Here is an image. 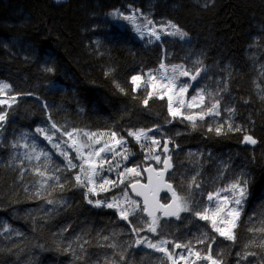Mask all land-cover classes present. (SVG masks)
I'll return each instance as SVG.
<instances>
[{
	"label": "trees",
	"instance_id": "obj_1",
	"mask_svg": "<svg viewBox=\"0 0 264 264\" xmlns=\"http://www.w3.org/2000/svg\"><path fill=\"white\" fill-rule=\"evenodd\" d=\"M128 6L149 11L155 21L175 23L190 41L167 37L148 44L130 27L107 19L110 11ZM197 61L208 66L202 80L215 88L222 110L234 109L231 123L242 131H228L224 123L217 135L208 131L217 127L210 118L193 128L169 114L167 98L154 96L145 106L148 86L133 91L134 75L162 62L197 68ZM0 80L18 95L3 107L7 120L0 128V264H171L163 253L135 241L166 239L171 248L190 242L206 254L207 244L198 242L204 233L216 237L212 255L219 253L223 264H264V232L259 231L264 228V0H0ZM53 122L64 132L119 135L160 126L173 162L168 180L181 191V184L186 189L196 177L200 188L193 186L190 205L196 210L231 174L234 180L243 174L249 192L235 243L192 212L180 213V219L159 214L156 234L147 231L144 221L150 218L138 212L129 217L144 228L137 235L115 209L92 206L75 185L76 169L40 139L32 150L35 129L57 133ZM245 134L257 143L243 142ZM40 151L48 157L36 160ZM135 154L130 164L143 166L144 172L137 145ZM170 198L161 195L163 202ZM249 252L256 255L242 258Z\"/></svg>",
	"mask_w": 264,
	"mask_h": 264
},
{
	"label": "snow or ice",
	"instance_id": "obj_2",
	"mask_svg": "<svg viewBox=\"0 0 264 264\" xmlns=\"http://www.w3.org/2000/svg\"><path fill=\"white\" fill-rule=\"evenodd\" d=\"M139 10H134L132 15H124L123 13L119 12V10L114 11L111 13V15L115 17H121L124 20H129L135 25V30L141 35V37L144 36V31L141 30V26L139 24H136V12ZM143 16V14H140ZM143 19L145 21L143 28L147 30V34L150 36H154L156 40L161 39L160 32H158L154 26V23L151 19H149L147 16H143ZM149 25H153V27L149 28ZM166 28H171L173 31L167 32V35L172 36H179L181 39L185 38L188 34L184 32L178 25L175 23H172L171 21H168L167 24L160 26V31L163 32ZM196 63L201 64L202 62L197 61ZM161 69L165 68V65L162 63L160 65ZM204 69L202 67L193 69H186L183 65H173L172 71L173 73L178 72L180 76L184 77H190L191 80L195 81L197 77L200 75L201 71ZM45 71L52 72L53 69L47 68ZM143 77L140 75H134L131 77V82L133 85H135V88L133 91L136 90V88H139L141 86V83L143 82ZM176 76L167 77L166 75H161L159 80L160 81H166V82H158L157 78L154 77L151 73L148 74V82L152 85L153 89L156 91H149L147 92L146 97L143 99L142 103L147 106L149 103V100L155 95L159 99H164L165 96H167V107L168 112L172 117H176L178 115H181L180 108L185 107V99L184 95L188 92V89L190 87L189 84L184 83L181 84L177 89L176 85ZM117 88H120L119 84L116 85ZM10 85L4 82H0V93H4L5 90L10 89ZM120 91H124V89L120 88ZM211 95V94H209ZM197 97H199L200 104L204 103L205 97L203 95V90L197 93L196 96H192L191 101H196ZM13 101H15L16 97H11ZM8 101L6 100H0V105L7 104ZM174 103L178 105V107H174ZM219 100H215L213 103H211L210 107L206 108V112L202 110L201 114L199 115V118L201 120L204 119V115H220L219 111ZM194 104L192 102H188L186 104L187 108H192ZM45 108H47V105H44ZM229 113H233L234 109H227ZM51 119V117H49ZM185 119H188L192 121L193 128L196 127L195 124V117L189 115L186 116ZM7 120V113L0 111V123H3ZM51 127L53 129H56V131H60V129L57 127L56 123L53 122L51 124ZM158 130V129H157ZM215 131L217 135H221L224 131L223 125H217L215 129L209 127L208 131ZM228 131H242V128L240 126L233 127V124L231 122L228 123L227 127ZM36 131L38 133H41L44 135V138L48 140L49 142L52 141V135H49L47 131L43 128H37ZM81 130L73 129L72 131H65L63 134L68 136L71 140V145L76 154L77 158L81 160V163L79 165L74 164L72 162V159L69 158L68 153L62 152L61 155L65 157V159L68 161V167L70 169L79 167L80 173L83 174V178L81 175L75 176V185L79 187H83L86 189L85 192V198L87 199V202L89 204H93L95 207H101L105 206L108 208H116L119 211L120 219L127 221L132 227L131 230L135 234H139L141 231L144 230L143 227L136 226L132 224V221L129 219L130 216L137 215L138 212L146 213L147 216L150 218L149 221H144V223L147 225V231L156 234L158 228L160 227V220L161 216H158L157 213H162L163 217H175L176 219H180V213L182 212H192L193 215L198 217L200 220L207 221L213 232L217 233L219 237H223L225 240L231 241L235 243L237 237L235 233V229L238 227V222L241 216L242 212V205L245 202L247 195H248V180L243 178V174L240 178L235 179L231 184H229L226 188L221 189L217 192H209L207 193V200L209 202H212L214 199L218 202L215 204V207H203L199 210H196L192 208L190 205L192 203V188L193 186L195 188H200V184L197 183L196 177H192L191 181L188 183L187 188H184V185L181 184L179 187L181 191L185 192V194H181V191H178L177 188L173 186L171 182L165 179L166 173L173 167L171 163V157L165 156L163 159L160 155H152L151 159H154L157 164H162L163 167L160 169L156 168H145L144 171L149 173L148 176V183L147 185H141L139 184V181H136L134 183L130 184V187L132 188V191L135 192L136 196L143 197V203H141L137 200L132 199L129 195L127 190L123 191L122 197L123 199L113 198L112 202H105L102 200H92L89 198V195L95 196L98 194L99 191H108L109 188L106 186L111 187H118L119 184H123L124 180L121 179L119 182L110 180L107 178L101 177V182L99 185L96 184V180L94 179L97 176H100L101 170L103 169V166L105 163H108V161L102 157V154L105 152H112L113 155H121L122 159L127 160L128 155L131 154L130 150L127 148H124V153L122 154L119 152L114 151V147H110L108 142H104L103 147H100L98 149H93L94 144H100L101 140L99 138H96L98 134L96 133H88L84 132L83 136L88 137V141H81L79 138V133ZM151 131L145 130L143 128L135 130V131H129L128 136L134 137L135 140L140 143L142 139L150 140L152 145H159V141L155 137H149L147 135V132ZM100 136L104 134H99ZM110 139L114 141L115 145L123 146L126 141H124L123 137H120L117 139V133L116 132H110L107 134ZM90 141V142H89ZM243 142L255 145L257 143V140L251 136L245 134L243 137ZM13 147H16L17 144H13ZM54 147L59 148V144H53ZM27 147V145H25ZM141 147H144L143 144H141ZM84 148L92 149L88 151L87 153H84L82 150ZM164 151H168V141H165L163 145ZM32 150L35 151V144L32 145ZM151 152V149H149ZM41 156H44L45 158L48 157V153L40 151L36 154L35 159L39 160ZM29 159L32 157L29 156ZM149 157H146V159ZM87 165V167H85ZM119 163L116 164V168H119ZM113 169V166L109 163V171ZM35 171L40 175L44 176L45 172L41 171L39 168H36ZM128 175H132L135 177H139L141 175V171L139 170V166L129 168L125 167L122 172L118 173V176L124 177L127 179ZM51 178V177H50ZM55 179L59 180V177H55ZM62 188L63 185H60ZM165 189L167 192L171 193V202H165L161 203L160 199H158L159 192ZM220 191L228 192L231 195H224L220 196ZM37 196L40 195L39 192L36 193ZM49 204L53 203L52 200L47 201ZM123 204H127V207H123ZM251 231V229H250ZM259 231L264 232V228H261ZM105 240L108 239V237H104ZM199 243H206L207 244V252L206 254H202L199 250L194 251L192 250L191 243L188 244H181V243H173V248L179 249V248H185L189 252L190 255L195 256L197 259L205 260L208 262V264H223L222 258L219 257V253L217 254V257H214L212 255V245L216 242V237L212 236L209 237L208 233L203 234V238L198 240ZM87 243V242H85ZM169 243H172L166 239H161L158 242H152L147 237L142 239H137L135 241V244L137 246L141 244H145L148 248L154 249L157 252H161L164 254V256L167 258L168 261L171 262V264H179V261H184V264H195V261H189L188 257L184 255L175 256L173 251L170 250L166 245ZM81 250L83 251V245H80ZM110 247H115V245H110ZM247 247V245H246ZM260 247L264 248V241L261 242ZM69 251H71V245H69ZM74 254V253H73ZM239 255V253H238ZM248 255L255 256L256 253L249 252L246 253L244 257L247 258ZM79 258V257H78ZM123 253H121V259H123ZM161 264H163V261H161Z\"/></svg>",
	"mask_w": 264,
	"mask_h": 264
},
{
	"label": "rangeland",
	"instance_id": "obj_3",
	"mask_svg": "<svg viewBox=\"0 0 264 264\" xmlns=\"http://www.w3.org/2000/svg\"><path fill=\"white\" fill-rule=\"evenodd\" d=\"M55 1L61 2V1H64V0H55ZM116 10H119V12L123 13L124 15H132L134 10H139L138 12H136V17H137L136 24H139L141 26V30L144 31V33H145L144 36L141 37V35L135 30V25L131 21L124 20L121 17H115V16L111 15V13H113ZM141 13L143 14V16H147L149 19H151L153 21L156 30L158 32H160V35H161V39L160 40H156L154 36H150V35L147 34V30L143 28V25H144L145 21L143 19V16L140 15ZM107 19L109 21L113 22V23L119 24L120 26H128V27H130L132 29V31L134 32V35L136 36L137 39H139L140 41H143L145 43H148V44L149 43H153V42L161 43L163 41V39L167 38V37L177 38V39H180L182 41H190V36L189 35H187L183 39H181L179 36L167 35L166 34L167 32L173 31L171 28H166L163 32H161L160 31V26L167 24L168 21H159V22L155 21L151 17V14H150L149 11H143L139 7L128 6L125 9L112 10V11H110L107 14ZM151 27H153V25H149V28H151ZM162 63L165 65L164 69L160 68V65ZM162 63L155 69H151V70L147 71L144 74H138V75H140V76H142L144 78L140 87L148 86L150 91H153V92L156 91L155 89H153L152 85L148 82V74L149 73H151L154 77H156L158 82H166V81H160L159 80L161 75H166L167 77L176 76L177 77V79H176V85H177V89L176 90L177 91H178V88H179V86L181 84L187 83V84L190 85V87L188 89V92L185 93V95H184L185 107L180 108V112L182 114L178 115L176 117H182V118L185 119L186 116L191 115V116L195 117V122L198 121V120H201L199 118V115L201 114L202 110H204L206 112V108L210 107L211 103H213L216 100L215 88L206 87L207 84L202 80L203 77L206 75V73L208 71V66L206 64H201L199 67H197V68L202 67L204 70L201 71V73L197 77V79L195 81H193V80H191L190 77L180 76L178 72L173 73V71H172V66L173 65H183L186 69H193L194 70L195 68L193 66H188V65H186L184 63H166V62H162ZM0 82H4V83L8 84V82H6L4 80H0ZM134 87H135V85H134ZM136 89H138V88H136ZM201 90H203V95L205 97L204 103L200 104L199 97H197L196 101H191L192 96H196L197 93L200 92ZM209 94H211V95H209ZM13 96L16 97L15 101H13L11 99V97H13ZM164 98H167V96H165ZM17 99H18V95L13 94L11 87H10V89L5 90L4 93H0V100L8 101L7 104L0 105V111L5 112L4 111L5 109H3V107H9L11 104L15 103ZM188 102H192L194 104V106L192 108H187L186 104ZM174 107H178V105H176L174 103ZM227 109H230V108H225V110H222L221 105L219 104L220 115L216 116V115L205 114L204 115V119L210 118L214 122H216L217 125H223L224 123L228 124L229 122H231V118L229 116L232 113L231 114L228 113ZM186 120L190 121L188 119H186ZM190 122H192V121H190ZM4 123L5 122L0 123V128L2 127V125ZM37 128H42V127H37ZM36 129H35V131L33 133V135H36V138L34 140L31 139V144L32 145L35 144V146H36V143L40 139L46 144V146L48 147V149L50 151H52L55 154H57L58 156L62 157L67 164H68V161L65 159V157L63 155H61L62 152L68 153L69 158L72 159V162L74 164L79 165L81 163V160L77 158V154H76L75 150L72 147H70L71 140L69 139L68 136L63 134L64 131H58L57 133H48L47 132L49 135H52V137H53L52 141L49 142L48 140H46L44 138V135H42L41 133H38L36 131ZM77 130H81L80 133H79V138H80L81 141H88V137L83 136L84 132L98 134V136L96 138H99L101 140V143L100 144H94L93 145V149H98L100 147H103L104 142H108L110 147H114V151L115 152L126 154V153H124V148H127V149L130 150V153H131V154L128 155V159L127 160L122 159L121 155H115L114 156L112 152H105V153L102 154V157H104L108 161V163L104 164L103 169L101 170L100 176H97V177L94 178L96 180V184L99 185V183L101 182V177L107 178V179H110V180H114V181H117V182H119V180L123 179L124 183L123 184H119L118 187L106 186V187L109 188L108 191H99L98 190V194L97 195L92 196L90 194L89 198L94 200V201L99 199V200H102V201H105V202H112L114 197L122 200L123 199L122 193H123V191L127 190L128 195L132 199L137 200V201H139L141 203V201L139 199H137L136 197H134L130 193L129 188H128L129 184L132 181L144 180L145 179V174L143 172V166H141L139 164H130L131 160H133L136 157L135 145H137L139 150L142 151V153H143V158H144V161L146 163V164H144V166L152 163L157 168L158 167H162V164H157L154 159H151V156L152 155H160L161 158L163 159L167 154H169V153H165L164 148H163L164 140L166 139V135H165L166 132L160 126L153 127V128H151V131L147 132V135L149 137H155L160 142L159 145H152L150 140H145V139H142L141 142L138 143L135 140L134 137L128 136V132L129 131L127 132V135H119L118 134L117 135V139H119L120 137H123L124 141H126V143L121 147V146L115 145L114 141L112 139H110V137L107 135L108 133L113 132V131H95V130H86V129H77ZM147 130H149V129H147ZM130 131H135V130H130ZM99 134H104V135L100 136ZM53 144H59V148L54 147ZM141 144H143L144 147H141ZM168 146L170 148V143L168 144ZM149 149H151V152L149 151ZM90 150H92V149L84 148L82 151L84 153H87ZM146 157H149V158L146 159ZM109 163L113 166V169L111 171H109ZM117 163H119V165H120L119 168H116V164ZM137 166H139V170L141 171V175L139 177L128 175L127 179H125L124 177L118 176V173L122 172L125 167L133 168V167H137ZM85 167H87V165H85ZM74 169H76V175L79 174L83 178V174L80 173L79 167L74 168ZM233 181H234V176H233V174H231V176L229 177V180L226 181L225 184L221 188H219L216 191H212V192H217V191H219L221 189L226 188ZM83 189L86 192V189L85 188H83ZM248 192H249V189H248ZM224 195H229L230 196L231 194L228 193V192L220 191V196L222 197ZM247 197H248V195H247ZM246 200H247V198H246ZM246 200H245V202L242 205V209L244 208V206L246 204ZM217 202L218 201L215 200V199L212 202H209L207 200V195H206V201H205V204H204L203 207H210V208L211 207H215V204ZM91 205L94 206L93 204H91ZM141 205H142V203H141ZM122 206L123 207H127V204H123ZM113 209H115L117 211V213L119 214V211L116 208H113ZM119 217H120V215H119ZM138 239H142V238H138ZM159 240H161V239H159ZM159 240H155V241H152V242L155 243V242H158ZM170 246H171V243L166 245V247H168L170 250L173 251L175 256L184 255V256L188 257L189 261H195V264H208L207 261L197 259L195 256L190 255L189 252L187 251V249H185V248L175 249V248H171ZM139 247L140 248H148L145 244H141V245H139ZM149 249H151V248H149ZM192 250H193V252L197 251L195 249H192ZM203 261H205V262H203ZM179 264H184V261H182V260L179 261Z\"/></svg>",
	"mask_w": 264,
	"mask_h": 264
},
{
	"label": "water",
	"instance_id": "obj_4",
	"mask_svg": "<svg viewBox=\"0 0 264 264\" xmlns=\"http://www.w3.org/2000/svg\"><path fill=\"white\" fill-rule=\"evenodd\" d=\"M166 141H168V140H166ZM169 152H170V148H169V146H168V151L165 152V153H169ZM166 156H170V157H171V155H169V154H167ZM171 163H172V165H173L172 157H171ZM149 167L156 168V169H160V168L163 167V165H162V167L157 168L156 166H154V164L150 163V164L146 165V166L144 167V169H145V168H149ZM172 169H173V167H172V168L166 173V175H165V179H166V180H168V174L172 171ZM144 174H145V179H144V180H136V181H139V184H141V185H147V183H148V176H149V173L146 172V171H144ZM136 181H133L132 183H134V182H136ZM168 181L171 182L170 180H168ZM171 183H172V182H171ZM130 184H131V183H130ZM129 187H130V185H129ZM130 191H131V193H132L134 196H136L135 192L132 191V188H131V187H130ZM162 194H168V195H171V193H170V192H167L165 189H162V190L159 192L157 198L160 199L161 203H165V202H163V201L161 200V195H162ZM136 197H138V198L141 200V202L143 203V197H140V196H136ZM167 202H171V201L168 200ZM159 214H162V213H157V215H159ZM145 215L147 216L146 213H145ZM147 217H148V216H147Z\"/></svg>",
	"mask_w": 264,
	"mask_h": 264
},
{
	"label": "bare ground",
	"instance_id": "obj_5",
	"mask_svg": "<svg viewBox=\"0 0 264 264\" xmlns=\"http://www.w3.org/2000/svg\"><path fill=\"white\" fill-rule=\"evenodd\" d=\"M182 140V139H181Z\"/></svg>",
	"mask_w": 264,
	"mask_h": 264
},
{
	"label": "flooded vegetation",
	"instance_id": "obj_6",
	"mask_svg": "<svg viewBox=\"0 0 264 264\" xmlns=\"http://www.w3.org/2000/svg\"><path fill=\"white\" fill-rule=\"evenodd\" d=\"M170 200V199H169Z\"/></svg>",
	"mask_w": 264,
	"mask_h": 264
}]
</instances>
